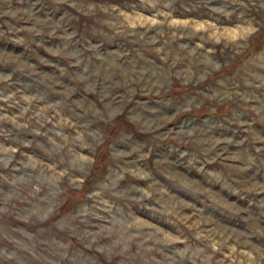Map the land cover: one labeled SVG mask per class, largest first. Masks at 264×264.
<instances>
[{"label": "rangeland", "instance_id": "obj_1", "mask_svg": "<svg viewBox=\"0 0 264 264\" xmlns=\"http://www.w3.org/2000/svg\"><path fill=\"white\" fill-rule=\"evenodd\" d=\"M0 264H264V0H0Z\"/></svg>", "mask_w": 264, "mask_h": 264}]
</instances>
